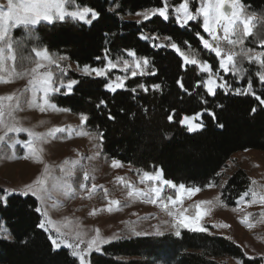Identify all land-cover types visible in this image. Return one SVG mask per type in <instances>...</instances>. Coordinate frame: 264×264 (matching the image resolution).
<instances>
[{
	"label": "trees",
	"instance_id": "16d2710c",
	"mask_svg": "<svg viewBox=\"0 0 264 264\" xmlns=\"http://www.w3.org/2000/svg\"><path fill=\"white\" fill-rule=\"evenodd\" d=\"M168 3V22L158 16L135 22L124 20V17L160 7L162 0H76V6H89L98 11L99 20L92 25L71 19L51 24L41 22L37 26L38 39L27 42L25 53L35 59L31 47L46 46L50 54L69 58L62 65L79 63L80 67L85 64L103 67L106 48L113 60L126 54V49L135 50L138 56H147L151 61L148 72L155 70L156 75L130 76L125 87L115 92L105 87L110 79L108 76L88 77L69 70L62 77L65 83L69 79L79 83L73 86L70 94H64L66 89L54 94L52 102L76 116L87 115L85 130L97 138L100 132L104 133L102 144L99 138L98 141L105 159H117L137 173L162 169L163 178L172 180L177 186L183 183L186 188L202 189L216 180L233 155L244 151L264 153V106L250 94H225L217 89L215 96L208 95L202 83L207 74L201 73L198 66L182 65L180 57L167 46L150 47L175 42L182 51L208 60L214 71L218 70V59L201 47L196 36V32L201 31L208 38L202 32L201 21L193 22L191 27H179L171 8L178 6L180 0H168ZM242 3L245 14L253 16V34L244 38V47L253 52L264 51L260 46L264 44V0H242ZM13 32L16 38L23 36L22 28ZM141 32L157 39H139ZM97 56L101 60H96ZM30 65L24 63V67ZM239 66L244 69L243 78L228 73L224 79L233 87L242 88L251 79L254 91L264 95V85L257 81L259 64L245 59ZM17 67L22 69L19 63ZM178 79H182L184 89L178 86ZM197 81H201L199 87ZM141 83L148 87L147 92L137 87ZM157 83L160 89L153 90L151 86ZM101 100L106 101V105H100ZM203 109L215 112V118L205 113L201 130L189 133L180 125L183 115H193ZM173 110L175 115L170 122L167 117ZM253 181L246 169H236L220 190L224 206L234 207L243 192L255 189L258 184ZM101 201L104 204L103 199ZM36 206L33 198L17 195L7 198V206L0 203V222L6 225L11 236V239L0 237V264H78L68 250H52L49 235L36 227L40 219L34 211ZM125 231L127 238L105 245L100 254H91L89 263L229 264L223 259L240 260L242 264L261 262L247 260L233 241L208 233L182 229L179 237L172 232L139 237L132 236L130 229Z\"/></svg>",
	"mask_w": 264,
	"mask_h": 264
},
{
	"label": "snow or ice",
	"instance_id": "6c2138e0",
	"mask_svg": "<svg viewBox=\"0 0 264 264\" xmlns=\"http://www.w3.org/2000/svg\"><path fill=\"white\" fill-rule=\"evenodd\" d=\"M68 5L75 6V10H69ZM227 9L229 10H225ZM170 5L168 0H162V6L152 7L143 12H137L136 14L143 17L144 21H149L152 17L158 16L164 22L169 21ZM171 11L174 13V18L179 27H191L193 22H199L202 18L200 27L202 32L206 34L210 39H206L205 35L201 34V31L196 32V36L201 43V47L204 50L212 53L218 58V70L214 71L212 64L208 60H200L196 56L191 55L190 52L181 50V47L175 43L170 42L165 44H153L150 47L164 48L168 47L173 50L181 59L182 65H194L198 66L201 73L207 74V79L202 81L208 95L215 96L217 89L223 90L225 94L235 95H252L259 104L264 106V95H258L253 88L252 80L249 79L246 86L233 87L231 83L224 79L220 72L231 73L233 75H239L241 78L244 76V69L239 65L243 60L248 62L256 61L259 64L260 71L257 75V81L264 85V51L253 52L252 49H246L244 47L245 37H249L253 34V16L245 14V5L242 0H192V7H190V0H180L178 6L172 7ZM90 17V18H89ZM66 18L80 21L88 25H92L94 21L99 20L100 13L89 6H76V0H6V3H0V84L10 83L13 78H27V86L23 91L16 93L13 92L9 95H0V146H7L15 148L19 146L23 149V156L19 158L32 159L35 162L43 166L42 173L29 184H26L19 192L15 189H5L0 193V203L7 206V198L10 195H21L23 197L34 198L39 202V206L34 208L35 213L40 217L36 227L49 234V240L54 252L59 251L61 248L66 247L71 249V255L78 260V264H89V258L91 253H101V248L104 244L109 243L110 240L101 236L99 230H96L95 235L85 241L84 233L76 232L73 240H69V234L63 231L62 227L52 220L49 216L48 209L46 207L47 201L52 199V188L62 186L65 189V195L73 191L71 184H60V180L52 176L53 166L47 163L43 157L44 149L40 145L46 143L50 138H56L57 134L66 133L69 138L73 134L78 136H87L88 132L82 130L86 125L89 117L85 114L80 115L81 129H73L71 126L65 127H53L46 132L40 133L34 131L29 127H23L15 119L14 113L22 108L26 104L29 108L36 107L41 113H44L48 109L53 111H68V109L58 107L52 102V96L54 94L61 93L62 89H66V93L72 92L73 86L79 83L76 79H69L66 83L62 78L66 75V70L60 66V63L67 61L69 58L64 55H52L49 49L44 47L32 46L31 53H34L35 59L30 54L25 53V49L28 47V41L37 40V26L41 22L54 23L56 21H65ZM22 28L23 36L16 38L14 36V29ZM222 33V35L220 34ZM107 35V33L105 34ZM138 38L148 41L157 39L156 36H148L143 32L138 34ZM170 40V37H165ZM186 45H190V42L185 41ZM264 47V44L260 45ZM237 48L239 50H237ZM128 57L131 59H123L118 57L116 60L110 58L109 49H104L103 60L106 61L103 67H92L90 65H83L81 68L82 73L85 76L107 77L109 71L116 69L122 65V71L128 72L131 69V77L135 78L138 75H156V71L148 72L149 65L151 63L147 56H138L135 50H125ZM239 58V59H238ZM96 60H101L100 56L96 57ZM11 62V63H9ZM33 65L32 67L24 68V63ZM19 63L22 71H17V64ZM55 65L58 71L62 74L60 78H57L52 71L51 66ZM77 66L80 67L79 63ZM69 68L71 65L68 66ZM127 76H116L114 81H110L105 87L115 92L117 89H123L125 87V81ZM239 82V81H237ZM177 84L181 89H184L182 79L177 80ZM201 81H197V87H199ZM137 87L147 92L149 89L145 84H138ZM153 90L160 89V84H153ZM133 92L136 88L132 89ZM185 91H187L185 89ZM30 94V95H28ZM106 101L101 100L100 105H106ZM98 105V107L100 106ZM256 109L253 108L252 112L255 113ZM207 113L209 116L215 118V112L209 109H203L200 112H196L193 115H183L179 120L181 126L186 127L189 133H193L201 130L204 127L202 117ZM175 110L168 115V120L173 121ZM110 119L114 117L109 116ZM43 123V122H41ZM223 127V125H219ZM21 134L25 135L24 139H21ZM15 136V139L13 138ZM104 133L98 134L99 141L103 142ZM80 164V160L65 159L60 164L59 171L61 176H71L73 169ZM113 168L122 167L119 160L113 159ZM140 175V183L146 181L151 182V186L145 189H139L132 184L126 182L122 177H116V180L124 183L128 188V196L133 198H142L144 201L151 204L160 203L163 211L168 216L172 217L170 227L174 229V235L181 236L179 229H187L193 232H208V228L201 223L203 217L207 214L206 210L201 206L208 204L211 205L212 201H199L194 207L196 209L194 216L185 215L184 212L175 209L178 202L187 195L191 197L193 194L201 191L199 187L186 188L185 184L181 183L177 186L175 182L169 179L163 178V170L155 169L154 171H142L138 173ZM52 179L54 183L49 186V179ZM84 180H89V174L84 173ZM94 179V177H92ZM255 184V181L252 182ZM164 186L170 189L176 190V198L172 196L167 197V202L161 199ZM81 189H86L85 184L80 185ZM208 187H213L209 184ZM96 184H92L91 189H87L89 193L95 191ZM105 195L107 191L105 190ZM251 195V199L247 203L257 204L264 206V193H257L254 189L249 188L243 192L238 200V204L245 203V197ZM219 200V197H217ZM119 201L110 200L107 210L111 212L113 206H118ZM261 220H264V211L260 212ZM165 225L169 224L168 221H163ZM241 223L246 224L249 228L253 227L252 222L249 219V215H245L241 220ZM215 227V225H213ZM228 225H223L227 227ZM131 232L134 235H141L142 233L135 230L132 227ZM0 231H7L0 228ZM54 233V234H53ZM157 235H164V231L157 229ZM6 239H11L10 234ZM118 237H112L116 239ZM84 245V247H81ZM237 264H242L240 260H237Z\"/></svg>",
	"mask_w": 264,
	"mask_h": 264
},
{
	"label": "rangeland",
	"instance_id": "374dc122",
	"mask_svg": "<svg viewBox=\"0 0 264 264\" xmlns=\"http://www.w3.org/2000/svg\"><path fill=\"white\" fill-rule=\"evenodd\" d=\"M0 3H6V0H0ZM68 9L75 10V6L68 5ZM124 20L144 21L143 17L137 14L126 16ZM200 21L202 23V18H200ZM220 34L222 35V33ZM207 39H210V37ZM119 57L131 59L127 54H122ZM60 66L66 72L71 70L85 76L81 71L82 67L71 64L69 68L62 65V62ZM51 68L56 76L62 75L55 65H52ZM22 70L17 67V71ZM227 74L222 71L220 72V75L223 77ZM116 76L130 77L131 69L128 72H124L122 71V65L116 69H112L108 73V77L110 78L108 83L114 81ZM91 77H95V75ZM26 86V77H15L10 83L0 84V95H9L13 92L19 93ZM14 116L21 126L32 128L34 131L40 133L46 132L53 127L67 128L71 126L73 129H81L80 116H76L68 111L58 112L48 109L44 113H41L38 108H29L24 104L20 110L14 113ZM82 130L88 132L89 135L78 136L73 134L69 138L66 133L57 134L56 138H50L46 143L40 145L44 149L43 157L45 161L53 166L52 176L58 178L61 185L64 183L71 184L73 189L71 193L65 195V189L62 186L58 185L52 188V199L47 201L46 204L50 218L57 222L63 231L69 234V240H73L76 232H82L84 233L85 241H87L95 235L97 229L103 238L110 240L109 243L127 238L128 234L125 230L132 227H135L136 231L142 233L139 237L157 235L158 228L163 230L164 233L172 232L174 234L175 230L170 227L173 218L162 210L159 202L154 205L144 201L142 198L129 197L127 194L128 188L125 187L124 183L117 181L116 177H122L134 187L145 190L151 186V182L140 183V175L128 165L122 164V167L113 168V160L105 159V156L102 154L101 145H99L98 138L94 133L85 130V125ZM13 138L15 139V136ZM20 138L24 139L25 135L21 134ZM22 156L23 149L19 146L15 148L0 146V193L5 189H15L19 192L26 184L32 183L42 173L43 166L41 164L32 159L19 158ZM65 159L80 160V164L73 169L71 176L62 177L58 166ZM238 168L246 169L248 174L258 184L254 189L257 193H264V153L244 151L231 157L227 165L219 172L216 180L211 183L213 187L210 188L207 185L191 197L185 195L177 203L174 211L178 209L184 212L185 215L194 216L196 211L194 205L197 202L212 201L211 205L205 204L201 206L207 212L201 223L208 228V232L184 230L193 233H208L212 236L223 237L233 241L242 249L247 260L259 259L261 260L260 264H264V220L260 218V212L264 211V206L259 203L251 205L247 203L251 199V195L245 197V203L238 204L236 202V205L231 208L225 207L221 199L220 190L223 183ZM85 172L90 177L87 181L83 178ZM53 183L54 181L50 178L49 186L51 187ZM93 183L97 185V188L95 191L89 193L87 189H91ZM81 184H85L86 189H81ZM105 190L107 191V195H105ZM168 196H172L175 199L176 190L164 186L161 199L167 202ZM217 197H219V200H217ZM110 200L120 202L118 206H113L111 212L107 210ZM37 206H39V202H37ZM245 215H249L253 227L249 228L246 224L241 223ZM163 221H168L169 224L165 225L162 223ZM223 225L228 226L223 227ZM0 228L7 230L0 231V237L6 239L4 237L10 234L6 225L0 222ZM131 235L134 236L132 232ZM112 237L118 238L112 239ZM109 243L104 244L102 247ZM81 247H84V245H81ZM61 249H66L71 254V249L66 247ZM91 254L97 253L93 252ZM224 260L229 264H237V260Z\"/></svg>",
	"mask_w": 264,
	"mask_h": 264
},
{
	"label": "water",
	"instance_id": "95a60500",
	"mask_svg": "<svg viewBox=\"0 0 264 264\" xmlns=\"http://www.w3.org/2000/svg\"><path fill=\"white\" fill-rule=\"evenodd\" d=\"M225 10H229V9H227V7H226V9Z\"/></svg>",
	"mask_w": 264,
	"mask_h": 264
}]
</instances>
